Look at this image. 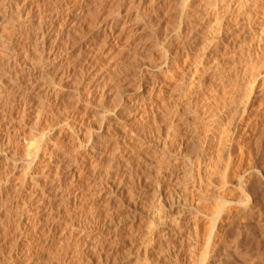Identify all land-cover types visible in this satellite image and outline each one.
I'll use <instances>...</instances> for the list:
<instances>
[{"label":"rangeland","instance_id":"rangeland-1","mask_svg":"<svg viewBox=\"0 0 264 264\" xmlns=\"http://www.w3.org/2000/svg\"><path fill=\"white\" fill-rule=\"evenodd\" d=\"M44 1H38L41 4L40 16L28 17L27 6H20L21 0H0V10L6 13L4 17L9 21V26H12L8 32L9 37L5 34L7 41L4 39L5 43L0 44V59H3L0 65L5 67L3 69L0 66V92L3 93H0V150L3 149L0 151V228L3 225L0 229V264H264V0H243L244 5L240 6H244V10L239 8L241 18H248L246 21H250L247 29L235 30L228 38L225 36L217 48L205 51L200 47L202 39L190 34L193 26L195 27L193 19L199 9L196 5L201 1L189 0V4L186 3L188 6L185 5L184 10L188 14L186 13L187 18L184 17L185 22L182 20V23L178 17H181L183 0H131L134 4L125 1L127 3L123 8L128 13L123 9L124 15L120 16L122 19L119 17L116 26L108 32L104 22L116 16L114 9L117 1L66 0L68 6H74L69 15L75 21L71 24L64 21L67 16L65 13L69 12L64 8L66 12L61 9L51 15V19L46 21L49 24L44 29L50 33L52 31L51 36L55 34L52 40L60 35V41L55 46L59 49L54 55H62L57 59V63L62 64L61 75L67 69L75 74L61 79L62 81L59 80L61 75L59 78L57 75L56 82H59L52 89L39 91L36 90L37 84L27 80V76L33 71L30 70L31 66L25 65V60L29 59L25 58L29 57L28 51L34 48V44L39 42L41 32L36 33V29L40 27L38 21L48 16L52 8L53 0ZM179 2L181 6H178ZM132 7L134 10H131ZM233 8L236 9L237 6L233 5ZM93 12H97V15ZM34 24L39 27L34 26V29ZM74 31L77 32L76 35ZM165 32L169 33L171 45V53L166 62L158 56L160 50H163ZM181 33L183 34L180 35ZM72 42L75 44L71 49ZM91 47H94L93 50ZM178 47L182 52L176 50ZM2 52L5 54L2 55ZM78 53L83 56L75 61ZM200 56L205 58L200 59ZM55 62L52 64H57ZM132 62L135 64L132 65ZM7 69H10L9 72H6ZM2 70H6V74L3 75ZM35 73L38 74L36 70ZM73 83L76 89L72 88ZM96 84L100 85L97 86L98 92L90 88ZM9 92H12V96ZM8 97H11L10 101ZM101 112L102 115L107 112L106 116L101 117ZM121 112H126L127 116L120 118ZM32 134H35L34 137ZM51 153L58 159L55 158L57 162L52 164L50 175L45 170L44 160L52 156ZM35 154H38V160L32 162L31 157ZM27 155H30L29 158ZM80 164H85L86 169L88 168L87 173L84 171V177L93 184L90 185L92 188L87 186L88 190L85 182L78 184L72 174L73 171H81V167L78 168ZM257 174L258 176H254ZM21 175L24 178H20ZM21 182L26 185L18 188ZM246 185L247 188H244ZM83 187H86V192L81 191ZM33 189L38 191L33 194ZM53 204L57 205L54 207ZM40 207L42 208L39 209ZM153 211L159 214V223H153L156 224L153 232H148L152 228L149 214ZM15 213L19 218H16ZM248 225L251 227L248 228ZM147 233L154 234L153 244L144 246L147 241L141 239ZM241 252L245 254H240Z\"/></svg>","mask_w":264,"mask_h":264},{"label":"bare ground","instance_id":"bare-ground-1","mask_svg":"<svg viewBox=\"0 0 264 264\" xmlns=\"http://www.w3.org/2000/svg\"><path fill=\"white\" fill-rule=\"evenodd\" d=\"M11 1V0H10ZM14 1V0H13ZM20 1V0H19ZM39 0H21V2H20V6H22V7H24V5H26L27 6V10H28V12H27V15H28V17H32V16H37V15H39L40 16V14H41V11L39 10V2H38ZM44 1V0H43ZM96 1V0H95ZM94 1V2H95ZM100 1V0H99ZM98 1V2H99ZM102 1V0H101ZM115 1H117L118 3L116 4V6H115V9H114V12L116 13V16L114 15V17H113V19L112 20H110V21H107L106 20V22H104V26H106L105 27V30H108V32H109V30H111L114 26H116V23L119 21L118 19H119V17L121 16V14L122 15H124L123 14V9H126V8H123L124 7V4L125 3H127V2H125V1H131V0H115ZM134 1V0H133ZM139 1V0H138ZM198 1H201L199 4L197 3V5L196 6H199V7H197V8H199L198 9V12L196 13V15H195V19H193V23L195 22V27L193 26V28L191 29V31L190 30H188L187 29V31H190L191 33L190 34H192L193 33V35H194V37H199V39H202V41H201V43H200V47L202 48V50L203 51H205V50H207L208 48H212V47H216L217 48V46H218V44L220 43V42H222L223 40H224V38H225V36L228 38V36H231L232 35V33L235 31V30H237V29H239V30H241V31H243L244 29H247V27L249 26V23L248 22H250V21H246L248 18H246V20H244L243 18H241L242 17V13L240 12V8L239 7H242L243 9L242 10H244V6H240V4L242 5L243 3H242V1L243 0H198ZM240 1V2H239ZM8 2V1H7ZM91 2V1H90ZM107 2L108 1H106V4H107ZM132 2V1H131ZM130 2V3H131ZM140 2V1H139ZM138 2V3H139ZM142 2H144V1H142ZM168 2V1H167ZM170 2H172V1H170ZM169 2V3H170ZM175 2V1H174ZM188 2V4H189V0H183L181 3H183L182 4V7H180V10H181V8L183 9V10H181V17H178L179 19H180V23H182L183 21H184V19L185 18H187V12L188 11H185L184 9V7H185V5H186V7L188 6L186 3ZM192 2H193V0H192ZM203 2H206L205 4L203 3ZM251 2V1H250ZM253 2V1H252ZM256 2V1H255ZM19 3V2H18ZM42 3V2H41ZM44 3H45V1H44ZM67 3V1L66 0H53V4H52V8H50V11L48 12V16H46V17H42L43 19H41V20H39L38 21V25L40 26H38L37 24L35 25H33V28H34V26H38L39 28H34V29H36V33H37V31H39V32H41L40 34H41V36L39 37V39H38V41L39 42H35L36 44H34V48L31 50V51H28V52H30V54L28 55L29 57H27L26 56V58L25 59H27V58H29L27 61L25 60V65L26 66H31V71H33L32 72V74L31 73H29V71H28V73H29V75L27 76L28 77V79L27 80H29V81H31L32 83H34V84H37L38 85V88H36V90L38 89H44V90H47V89H52V87H53V85H55V83L57 84L58 82H56L57 80V78H56V76L58 75V78H59V76L61 75V72H60V70H62L61 69V67H62V64H59V63H57V59H59V57H60V53H58L59 55H54V52L55 51H57V49H59V48H56L55 46H56V44L60 41V35L59 36H57V37H55V39H53L52 40V37L55 35H53V36H51L50 34L52 33V31H51V33H50V31H47L46 29H44L46 26H47V23L48 22H46L47 20H50L51 18V15L52 14H54V13H58V11L59 10H61V9H66L67 10V14L65 13V15H67L66 17H65V19H64V21H66L67 23H68V21L70 22V24L72 23V22H74L75 20L74 19H72V17H71V15H69V13H72V9H74V6H73V8L71 7V6H68V4H66ZM70 3V2H69ZM74 3V2H73ZM79 3V2H78ZM81 3V2H80ZM83 3V2H82ZM97 3V2H96ZM95 3V4H96ZM137 3V5L139 6V4ZM196 3V2H195ZM246 3V2H245ZM254 3V2H253ZM23 4V5H22ZM48 4V3H47ZM75 4V3H74ZM88 4V3H87ZM92 4H93V2H92ZM104 4V3H103ZM132 4H134L133 2H132ZM141 4V3H140ZM150 4V3H149ZM148 4V5H149ZM171 4V3H170ZM176 4V3H175ZM175 4H174V6H175ZM249 4V3H248ZM41 5V4H40ZM70 5V4H69ZM71 5H72V3H71ZM84 5V4H83ZM90 5V4H89ZM112 5V4H111ZM130 5V4H129ZM168 5V4H167ZM205 5V6H204ZM233 5L235 6H237V8L235 9V8H233ZM244 5V4H243ZM19 6V7H20ZM51 6V5H50ZM67 6V7H66ZM80 6V5H79ZM102 6V5H101ZM135 6V5H134ZM178 6H181L180 5V2H179V4H178ZM195 6V5H194ZM193 6V7H194ZM201 6L203 7V9H201L200 10V8H201ZM250 6V5H249ZM262 6V5H261ZM78 7V6H77ZM84 7V6H83ZM89 7V6H88ZM99 7H100V3H99ZM127 8H130V6L128 7V6H126ZM136 7V6H135ZM134 7V8H135ZM245 7H247V6H245ZM258 7V6H257ZM257 7H254V8H257ZM262 7H264V6H262ZM12 8V7H11ZM47 8V7H46ZM96 8H98L97 6H96ZM110 8H111V6H110ZM167 8V7H166ZM173 8V7H172ZM179 8V7H178ZM196 8V9H197ZM3 9H5V8H3ZM15 9V8H14ZM49 9V8H48ZM64 9V10H65ZM94 9V8H93ZM102 9V8H101ZM105 9V8H104ZM106 9H108V8H106ZM105 9V10H106ZM113 9H111L112 11H113ZM138 9V8H137ZM169 9V8H168ZM177 9V8H176ZM191 9H192V7H191ZM264 9V8H263ZM263 9H261V10H263ZM2 10V9H1ZM0 10V44H3V43H5L4 42V37H5V34H6V36H8L9 37V34H8V32L12 29V28H10V27H12L11 25L9 26V23H7V22H9V21H7V19H5V17H4V15L6 14V13H4V11H1ZM11 10V9H10ZM9 10V11H10ZM39 10V11H38ZM47 10V9H46ZM63 10V11H64ZM66 10H65V12H66ZM78 10V9H77ZM83 10V9H82ZM103 10V9H102ZM105 10H104V12H105ZM110 10V9H109ZM109 10H108V12H109ZM131 10H134L133 9V7L131 8ZM147 10V9H146ZM179 9H177L176 11H178ZM186 10H187V8H186ZM247 10H248V8H247ZM15 11V10H14ZM17 11H18V9H17ZM25 11V10H24ZM80 11V10H79ZM84 11V10H83ZM95 11H97V10H95ZM99 11V10H98ZM111 11V12H112ZM129 11H130V9H129ZM197 11V10H196ZM252 11V10H251ZM11 12V11H10ZM82 12V11H81ZM87 12V11H86ZM92 12V11H91ZM113 12V13H114ZM126 12L128 13V11H127V9H126ZM168 12V11H167ZM172 12H173V10H172ZM179 12V11H178ZM256 12V11H255ZM16 13V12H15ZM20 13V12H19ZM94 13V12H93ZM95 13H97V12H95ZM95 13H94V15H95ZM105 13H107V12H105ZM131 13V12H130ZM141 13V12H140ZM144 13V12H143ZM155 13V12H154ZM187 13V14H186ZM61 14V13H60ZM63 14V13H62ZM74 14H76V13H74ZM98 14H99V12H98ZM135 14H136V12H135ZM169 14V13H168ZM174 14V13H173ZM177 14H179V13H177ZM189 14H190V12H189ZM192 14V13H191ZM190 14V15H191ZM243 14H245V13H243ZM249 14V13H248ZM263 14H264V11H263ZM10 15V14H9ZM82 15V14H81ZM91 15V14H90ZM97 15V14H96ZM95 15V16H96ZM108 15H110V14H108ZM125 15H127L128 16V14H125ZM140 15V14H139ZM175 15V14H174ZM194 15V14H193ZM20 16V15H19ZM22 16V15H21ZM88 16H89V14H88ZM112 16H113V14H112ZM136 16V15H135ZM137 16H138V14H137ZM136 16V17H137ZM147 16V15H146ZM145 16V17H146ZM151 16V15H150ZM160 16V15H159ZM245 16V15H244ZM243 16V17H244ZM248 16V15H247ZM11 17V16H10ZM27 17V18H28ZM38 17V16H37ZM74 17V16H73ZM90 17V16H89ZM91 17H92V15H91ZM90 17V18H91ZM106 17H109V16H106ZM122 17V16H121ZM120 17V18H121ZM124 17V16H123ZM139 17V16H138ZM185 17V18H184ZM190 17V16H189ZM17 18V17H16ZM22 18H24V17H22ZM21 18V19H22ZM26 18V17H25ZM24 18V19H25ZM35 18V17H34ZM33 18V19H34ZM77 18H79V17H77ZM94 18V17H93ZM104 18V17H103ZM102 18V19H103ZM150 18V17H149ZM178 18L176 17L175 18V16H174V19H177L178 20ZM184 18V19H183ZM1 19L3 20V21H1ZM81 19V18H80ZM86 19V18H85ZM89 18H87V20H88ZM122 19V18H121ZM120 19V20H121ZM128 19V18H127ZM156 19V18H155ZM163 19H165V18H163ZM173 19V20H174ZM189 19H191V17L189 18ZM252 19V18H251ZM254 19V18H253ZM19 20H20V18H19ZM18 20V21H19ZM29 20H31V18L29 19ZM91 20V19H90ZM94 20V19H93ZM96 21H97V19H95ZM94 20V21H95ZM135 20V19H134ZM137 20H138V18H137ZM136 20V21H137ZM183 20V21H182ZM186 20H188V19H186ZM249 20H250V18H249ZM11 21V20H10ZM22 21V20H21ZM24 21H26V20H24ZM33 21V20H32ZM63 21V20H62ZM100 21V20H99ZM102 21H104V19L102 20ZM125 21V20H124ZM150 21H152L151 20V18H150ZM166 21V20H165ZM175 21V20H174ZM259 21V20H258ZM262 21V20H261ZM13 22H14V20H13ZM15 22H16V19H15ZM121 22V21H120ZM130 22V21H129ZM146 22V21H145ZM176 22V21H175ZM178 22H179V20H178ZM185 22V21H184ZM257 22V21H256ZM21 22H19V24H20ZM23 23V22H22ZM34 23V22H33ZM51 23V22H50ZM56 23V22H55ZM55 23H53V24H55ZM64 23V22H63ZM123 23H125V22H123ZM127 23V22H126ZM134 23V22H133ZM137 23V22H136ZM139 23V22H138ZM150 23H152V22H149V24ZM168 23V22H167ZM172 23H173V21H172ZM171 22H170V24H172ZM190 23V22H189ZM264 23V22H263ZM24 24V23H23ZM30 24V23H29ZM28 24V25H29ZM31 24H32V22H31ZM49 24V23H48ZM69 24V23H68ZM75 24V23H74ZM78 24V23H77ZM143 24V23H142ZM148 24V23H147ZM177 24V23H176ZM186 24H188V23H186ZM246 24V25H245ZM252 24V23H251ZM18 25V24H17ZM25 25V24H24ZM51 25V24H50ZM50 25H48V26H50ZM127 25V24H126ZM126 25H124V26H126ZM129 25V24H128ZM152 25V24H151ZM150 25V26H151ZM166 25V24H165ZM175 25V24H174ZM174 25H173V27H174ZM192 25V24H191ZM244 25L246 26V27H244ZM263 25V24H262ZM16 26V25H15ZM57 26V25H56ZM77 26V25H76ZM144 26V25H143ZM142 26V27H143ZM149 25H148V27H150ZM171 26V25H170ZM182 26V25H181ZM181 26H180V28H181ZM251 26V25H250ZM30 27H31V25H30ZM58 27V26H57ZM68 27V26H67ZM87 27V26H86ZM178 27V26H177ZM20 28V27H19ZM28 28H29V26H28ZM50 28H51V26H50ZM69 28H70V26H69ZM74 28V27H73ZM80 28V27H79ZM78 28V29H79ZM94 28V27H93ZM93 28H92V30H93ZM121 28H123V27H121ZM144 28V27H143ZM145 28H147V27H145ZM153 28H155V27H153ZM168 28H169V26H168ZM171 28V27H170ZM175 28V27H174ZM180 28H179V30H180ZM182 28H184V26L182 27ZM187 28V27H186ZM16 29V28H15ZM25 29V28H24ZM44 29V30H43ZM48 30H51V29H49V27L47 28ZM61 29V28H60ZM87 29V28H86ZM100 29V28H99ZM252 29H254V28H252ZM26 30V29H25ZM30 30H32V29H30ZM62 30H64V29H62ZM61 30V31H62ZM74 30V29H73ZM75 30H77V28L75 29ZM168 30V29H167ZM182 30V29H181ZM238 30V31H239ZM13 31V30H12ZM29 31V30H28ZM54 31H55V28H54ZM65 31V30H64ZM79 31V30H78ZM80 31H81V28H80ZM89 31V30H88ZM87 31V32H88ZM91 31V30H90ZM146 31V30H145ZM171 31V30H170ZM169 31V32H170ZM186 31V30H185ZM185 31H184V33H185ZM187 31H186V33H187ZM249 31V30H248ZM30 32V31H29ZM35 32V31H34ZM56 32V31H55ZM57 32H59V31H57ZM75 33V35H76V31H74ZM83 32V31H82ZM104 32V31H103ZM144 32V31H143ZM156 32H158V31H156ZM20 33V32H19ZM64 33V32H63ZM81 33V32H80ZM90 33V32H89ZM115 33V32H114ZM180 33V31H178L177 32V34H179ZM244 33V32H243ZM247 33V32H246ZM263 33V32H262ZM57 34V33H56ZM65 34H67V33H65ZM70 34V33H69ZM103 33H101V35H102ZM154 34V33H153ZM158 34V33H157ZM165 35H164V43H163V50H160L161 52L159 53V59L162 57V59H164V62H166L167 61V59H168V55H169V53H171V52H169L170 51V36H169V33L168 32H165L164 33ZM183 33H181L180 35H182ZM225 34V35H224ZM234 34V33H233ZM12 35V34H11ZM10 35V37L11 38H13V36H11ZM22 35H24V34H22ZM82 35H83V33H82ZM85 35V34H84ZM150 35H151V33H150ZM187 35V34H186ZM248 35V34H247ZM32 36V35H31ZM103 36H104V34H103ZM119 36H120V34H119ZM163 36V35H162ZM173 36V35H172ZM175 36V35H174ZM188 36V35H187ZM191 36V35H190ZM7 37V38H8ZM25 37H27V36H25ZM24 37V38H25ZM34 37V36H33ZM69 37V36H68ZM97 37V36H96ZM105 37V36H104ZM114 37V36H113ZM179 37V36H178ZM182 37H184V36H182ZM250 37V36H249ZM259 37V36H258ZM257 37V38H258ZM36 38V37H35ZM38 38V37H37ZM54 38V37H53ZM72 38V37H71ZM73 38H74V36H73ZM80 38V37H79ZM83 38V37H82ZM101 38V37H100ZM109 37H107V39H108ZM130 38V37H129ZM192 38V37H191ZM226 38V39H227ZM229 38H231V37H229ZM241 38V37H240ZM245 38V37H244ZM243 38V39H244ZM70 39V38H69ZM77 39H78V37H77ZM105 39H106V37H105ZM6 41H7V39H5ZM28 40V39H27ZM64 40V39H63ZM68 40V39H67ZM71 40H73V39H71ZM87 40V39H86ZM172 40V39H171ZM182 40V39H181ZM229 40V39H228ZM228 40H226V41H228ZM231 40V39H230ZM10 41V40H9ZM20 41V40H19ZM80 41V40H79ZM104 41V40H103ZM141 41V40H140ZM185 41V40H184ZM186 41H188V40H186ZM190 41V40H189ZM232 41H234V40H232ZM11 42V41H10ZM52 42L54 43V44H52ZM66 42V41H65ZM100 42V41H99ZM107 42V41H106ZM154 42V41H153ZM225 42V41H224ZM229 42V41H228ZM9 43V42H8ZM26 43V42H25ZM31 43V42H30ZM81 43V42H80ZM89 43V42H88ZM103 43V42H102ZM104 43H105V41H104ZM132 43V42H131ZM151 43V42H150ZM189 43V42H188ZM198 43V42H197ZM247 43V42H246ZM60 44V43H59ZM58 44V45H59ZM66 44V43H65ZM75 44V43H74ZM74 44H73V42L71 43V49H72V47H74ZM101 44V43H100ZM100 44H98V46L100 45ZM106 44V43H105ZM113 44V43H112ZM153 44V43H152ZM221 44V43H220ZM219 44V45H220ZM5 45V44H4ZM11 45V44H10ZM24 45V44H23ZM73 45V46H72ZM76 45H79V43L77 44V42H76ZM84 45H85V43H84ZM153 45H155V44H153ZM158 45V44H157ZM199 45V44H198ZM245 45V44H244ZM13 46V45H12ZM60 46V45H59ZM80 46V45H79ZM95 46H97V45H95ZM104 46V45H103ZM150 46V45H149ZM156 46V45H155ZM258 46V45H257ZM1 47H3V46H1ZM29 47V46H28ZM55 47V49L53 50V48ZM78 47V46H77ZM114 47V46H113ZM162 47V46H161ZM250 47H251V44H250ZM258 47H260V46H258ZM257 47V48H258ZM10 48H12V47H10ZM21 48V47H20ZM62 48V47H61ZM92 48V50H93V48L94 47H91ZM99 48H100V46H99ZM155 48V47H154ZM159 48V47H158ZM257 48H255V49H257ZM261 48V47H260ZM4 49V48H3ZM5 49H7V48H5ZM81 49V48H80ZM102 49H104V48H102ZM122 49H124V48H122ZM132 49V48H131ZM155 49H157V46H156V48ZM160 49V48H159ZM179 50V47L178 48H176V50ZM186 49V48H185ZM19 50V49H18ZM22 50V49H21ZM24 50V49H23ZM29 50V49H28ZM67 49L65 48V51H66ZM74 50V49H73ZM158 50V49H157ZM183 50V49H182ZM188 50V49H187ZM192 50V49H191ZM259 50V49H258ZM257 50V51H258ZM6 51V50H5ZM8 51V50H7ZM70 51V50H69ZM91 51V50H90ZM98 51V50H97ZM126 51H128L127 49H126ZM181 50H179V52H180ZM184 51V50H183ZM68 52V51H67ZM77 52V51H76ZM95 52V51H94ZM123 52H124V50H123ZM158 52V51H157ZM182 52V51H181ZM248 52H250V51H248ZM262 52V51H261ZM3 53L5 54V52H2V55H3ZM11 53V52H10ZM15 53V52H14ZM20 53V52H19ZM65 53V52H64ZM92 53V52H91ZM101 53V52H100ZM151 53V52H150ZM178 53V52H177ZM247 53V52H246ZM12 54V53H11ZM63 54V53H62ZM90 54V53H89ZM161 54V55H160ZM179 54H181V53H179ZM183 54V53H182ZM249 54H251V53H249ZM257 54V53H256ZM1 55V54H0ZM14 55V54H13ZM18 55V54H17ZM27 55V54H26ZM205 55V54H204ZM10 56V55H9ZM25 56V55H24ZM66 56V55H65ZM74 56V55H73ZM82 56H83V54H81V53H78V58H76V59H74L75 61H78V60H80L81 58H82ZM95 56V55H94ZM149 56V55H148ZM153 56H154V54H153ZM176 56V55H175ZM199 56V55H198ZM248 56V55H247ZM4 57V56H3ZM2 57V58H3ZM15 57H16V55H15ZM61 57H62V55H61ZM75 57H77V56H75ZM86 57V56H85ZM183 57V56H182ZM216 57H217V55H216ZM245 57V56H244ZM248 57H250V56H248ZM1 58V57H0ZM11 58V57H10ZM74 58V57H73ZM84 58V57H83ZM100 58V57H99ZM136 58H137V56H136ZM151 58V57H150ZM203 58H205L204 56H200V59H203ZM257 58V57H256ZM67 60H70V59H68V58H66ZM92 59V58H91ZM140 59V58H139ZM188 59V58H187ZM186 59V60H187ZM189 59H191V58H189ZM198 59V58H197ZM196 59V60H197ZM217 59V58H216ZM2 60L3 59H0V63L2 62ZM14 60H16V59H14ZM55 60H56V62H55ZM71 60H72V58H71ZM87 60V59H86ZM113 60V59H112ZM123 60V59H122ZM55 62V63H57V64H52V62ZM90 61V60H89ZM95 61V60H94ZM97 61V60H96ZM132 61V60H131ZM178 61V60H177ZM5 62V61H4ZM24 62V61H23ZM49 62H51L50 64H48ZM64 62H66V60L64 61ZM81 62V61H80ZM93 62V61H92ZM137 62V61H136ZM153 62V61H152ZM187 62V61H186ZM185 62V63H186ZM201 62V61H200ZM83 63H84V61H83ZM83 63H82V65H83ZM85 63H86V61H85ZM130 63V62H129ZM162 63V62H161ZM69 64H70V62H69ZM97 64V63H96ZM100 64V63H99ZM133 64H135V62L133 63L132 62V65ZM137 64V63H136ZM159 64V63H158ZM169 64V63H168ZM192 64H194V63H192ZM196 64V63H195ZM71 65V64H70ZM92 65V64H91ZM123 65V64H122ZM129 65V64H128ZM138 65V64H137ZM161 65V64H160ZM163 65V64H162ZM0 66H2L1 68H3L4 67V65H0ZM22 66V65H21ZM74 66V65H73ZM80 66V65H79ZM135 66V65H134ZM170 66V65H169ZM193 66V65H192ZM192 66H190L191 68H192ZM19 67V66H18ZM23 67V66H22ZM66 67V66H65ZM125 67V66H124ZM8 68V67H7ZM10 68H11V66H10ZM82 68H83V66H82ZM94 68V67H93ZM3 69H5V67L3 68ZM92 69V68H91ZM157 69V68H156ZM187 69V68H186ZM1 70V69H0ZM8 70H10V69H7V71L6 72H9ZM35 70L38 72V74L37 73H35ZM69 69H67V71H64L63 72V74L60 76V78H59V80L60 81H62L61 79H63V78H68V77H71L72 75H74L75 73L74 72H71V70L70 71H68ZM74 70V69H73ZM131 70V69H130ZM246 70V69H245ZM2 71H4V70H2ZM5 71L4 72H2V74L4 75V73H5ZM14 72L15 71H17V70H13ZM63 71V70H62ZM75 71V70H74ZM1 72V71H0ZM20 72V71H19ZM77 72V71H76ZM88 72V71H87ZM97 72V71H96ZM99 72V71H98ZM113 72V71H112ZM169 72H171V71H169ZM17 73V72H16ZM21 73H22V71H21ZM21 73H19V74H21ZM25 74L27 73V71H25L24 72ZM78 73V72H77ZM135 73V72H134ZM190 73V72H189ZM6 74V73H5ZM79 74H81V73H79ZM79 74H77V75H79ZM83 75H84V73H82ZM112 74V73H111ZM114 74V73H113ZM172 74V73H171ZM7 75H9V73L7 74ZM18 75V74H17ZM1 76V75H0ZM107 76V75H106ZM147 76V75H146ZM192 76V75H191ZM4 77V76H3ZM10 77H12V75L10 76ZM95 77V76H94ZM193 77V76H192ZM1 78H2V76L0 77V80H1ZM16 78V77H15ZM19 78V77H18ZM26 78V77H25ZM93 78V77H92ZM103 78V77H102ZM5 79H7V78H5ZM4 79V80H5ZM13 79V78H12ZM108 79V78H107ZM118 79V78H117ZM157 79V78H156ZM14 80V79H13ZM12 80V81H13ZM17 80V79H16ZM15 80V81H16ZM22 80V79H21ZM102 80V79H101ZM112 80V79H111ZM143 80V79H142ZM192 80V79H191ZM3 81V80H2ZM7 81V80H6ZM28 81V82H29ZM90 81V80H89ZM103 81H105V80H103ZM152 81V80H151ZM148 82V81H147ZM2 83V82H1ZM7 83V82H6ZM5 83V84H6ZM26 83V82H25ZM31 83V84H32ZM61 83V82H60ZM71 83V82H70ZM153 83V82H152ZM8 84V83H7ZM10 84V83H9ZM16 84V83H15ZM27 84V83H26ZM30 84V83H29ZM196 84V83H195ZM12 85V84H11ZM36 85V86H37ZM73 85H74V83L72 84V88L73 89H76V88H74L73 87ZM79 85V84H78ZM77 85V86H78ZM153 85V84H152ZM151 85V86H152ZM199 85V84H198ZM3 86V85H2ZM68 86V85H67ZM82 86H84V85H82ZM89 86V85H88ZM97 86H100L99 84H96V85H91V90L92 89H96V91L98 90V88H97ZM145 86V85H144ZM148 86V85H147ZM146 86V87H147ZM155 86H156V84H155ZM6 87H9V86H6ZM32 87H34V86H32ZM64 87V86H63ZM76 87V86H75ZM79 87V86H78ZM114 87V86H113ZM152 87H154V86H152ZM152 87H151V89H152ZM1 88H3V87H1ZM71 88V89H72ZM88 88V87H87ZM89 88V89H90ZM6 89V88H5ZM4 89V90H5ZM56 89V88H55ZM54 89V90H55ZM65 89V88H64ZM9 90H10V88H9ZM12 90V89H11ZM15 90H16V88H15ZM35 90V89H34ZM78 90V89H77ZM90 90V91H91ZM93 90V91H94ZM29 91H31V90H29ZM39 91H41V90H39ZM52 91V90H51ZM80 91H81V89H80ZM89 91V90H88ZM149 91V90H148ZM154 91V90H153ZM185 91V90H184ZM26 92V91H25ZM63 92V91H62ZM69 92H71V91H69ZM74 92V91H73ZM98 92V91H97ZM149 92H151V91H149ZM1 93V92H0ZM5 93V92H4ZM10 93V95H11V93L12 92H9ZM22 93H23V91H22ZM49 93V92H48ZM92 93V92H91ZM1 94H3V93H1ZM0 94V95H1ZM17 94V93H16ZM57 94H58V92H57ZM56 94V95H57ZM62 95H63V93H61ZM72 94V93H71ZM74 94V93H73ZM78 94V93H77ZM102 94V93H101ZM115 94H117V93H115ZM146 94V93H145ZM144 94V95H145ZM185 94H186V92H185ZM9 95V94H8ZM70 95V94H69ZM95 95V94H94ZM151 95V94H150ZM161 95V94H160ZM182 95V94H181ZM5 96V95H4ZM12 96V95H11ZM14 96V95H13ZM23 96H24V94H23ZM22 96V97H23ZM40 96H42V95H40ZM40 96H38V97H40ZM45 96H46V93H45ZM78 96V95H77ZM83 96V95H82ZM89 98H90V96H89V94L87 95ZM183 96H184V94H183ZM186 96V95H185ZM7 97V96H6ZM6 97H5V99H6ZM27 97V96H26ZM31 97V96H30ZM43 97H44V95H43ZM68 97V96H67ZM71 97V96H70ZM75 97V96H74ZM87 97V98H88ZM9 98V97H8ZM8 98H7V100H8ZM23 98H25V97H23ZM71 98H73V97H71ZM83 98V97H82ZM118 98H121L120 96H118ZM181 99H182V97H180ZM2 99V98H1ZM4 99V100H5ZM10 99H11V97L9 98V101H10ZM14 99H15V97H14ZM14 99H13V101H14ZM27 99V98H26ZM34 99V98H33ZM41 99H42V97H41ZM40 99V100H41ZM44 99H46L45 97H44ZM47 99H49V98H47ZM112 99V98H111ZM31 100V99H30ZM39 100V99H38ZM53 100H54V97H53ZM70 100V99H69ZM74 100V99H73ZM84 100V99H83ZM37 101V100H36ZM47 102H48V100H46ZM51 101V100H50ZM49 101V102H50ZM71 101V100H70ZM88 101V100H87ZM112 101V100H111ZM118 101V100H117ZM120 101V100H119ZM126 101V100H125ZM40 102V101H39ZM54 102V101H53ZM84 102H85V100H84ZM83 102V103H84ZM115 102V101H114ZM113 102V103H114ZM1 103V102H0ZM5 103V102H4ZM7 103V102H6ZM15 103V102H14ZM34 103V102H33ZM59 103V102H58ZM66 103V102H65ZM64 103V104H65ZM78 103V102H77ZM97 103V102H96ZM107 103V102H106ZM32 104V103H31ZM43 104V103H42ZM41 104V107L44 105H42ZM51 104V103H50ZM91 104V103H90ZM95 104V103H94ZM102 104V103H101ZM109 104V103H108ZM130 104V103H129ZM12 105V104H11ZM10 105V106H11ZM14 105V104H13ZM16 105V104H15ZM24 105V104H23ZM38 106H40L39 104H37ZM66 105V104H65ZM64 105V106H65ZM69 105V104H68ZM67 105V106H68ZM93 105V104H92ZM112 105V104H111ZM117 105V104H116ZM36 106V105H35ZM63 106V107H64ZM72 106V104L70 105V107ZM75 106V105H74ZM107 106V105H106ZM110 106V105H109ZM113 106V105H112ZM130 106V105H129ZM12 107V106H11ZM14 107V106H13ZM16 107V106H15ZM31 107V106H30ZM44 107V106H43ZM104 107V106H103ZM114 107V106H113ZM47 108H48V106H47ZM99 108V107H98ZM123 108V107H122ZM23 109V108H22ZM77 109V108H76ZM82 109V108H81ZM100 109V108H99ZM106 109V108H105ZM109 109V108H108ZM34 110V109H33ZM36 110V109H35ZM40 110H42V109H40ZM83 110V109H82ZM104 110V109H103ZM131 110V109H130ZM170 110V109H169ZM178 110V109H177ZM29 111V110H28ZM32 111V110H31ZM44 111H46L47 112V110H44ZM55 111V110H54ZM174 111H175V109H174ZM45 112V113H46ZM49 112V111H48ZM47 112V113H48ZM56 112V111H55ZM87 112V111H86ZM172 112V111H171ZM8 113V112H7ZM17 113V112H16ZM43 113V112H42ZM51 113V112H50ZM88 113V112H87ZM98 113V112H97ZM123 113H125V114H122V112H121V117L120 118H123V117H126L127 116V114H126V112H123ZM84 114V113H83ZM106 114H107V112H105L103 115H102V112H101V117H104V116H106ZM120 114V113H119ZM175 114V113H174ZM43 115V114H42ZM51 115V114H50ZM54 115H56V114H54ZM69 115V114H68ZM89 115V114H88ZM87 115V116H88ZM166 115H168V114H166ZM61 116V115H60ZM59 116V117H60ZM80 116V115H79ZM128 116H130V115H128ZM23 117V116H22ZM89 117V116H88ZM250 117V116H249ZM99 118H100V116H99ZM119 118V119H120ZM169 118V117H168ZM236 118V117H235ZM78 119V118H77ZM98 119V118H97ZM105 119V118H104ZM170 119V118H169ZM172 119V118H171ZM170 119V120H171ZM179 119V118H178ZM37 120V119H36ZM121 120V119H120ZM167 120V119H166ZM166 120H164V121H166ZM102 121V120H101ZM101 121H100V123H101ZM168 121V120H167ZM173 121V120H172ZM182 121V120H181ZM231 121V120H230ZM32 122H33V120H32ZM31 122V123H32ZM39 121L37 120V123H38ZM96 122V121H95ZM175 122V121H174ZM20 123V122H19ZM34 123V122H33ZM37 123H36V125H37ZM85 123V122H84ZM111 124V123H110ZM167 124H168V122H167ZM170 124H171V122H170ZM241 124H243V123H241ZM35 125V124H34ZM96 125H97V123H96ZM172 125H174V124H172ZM245 125V124H244ZM48 126V125H47ZM234 126V125H233ZM243 126V125H242ZM247 126V125H246ZM35 127H37V126H35ZM172 126H170V128H171ZM174 127V126H173ZM51 128V127H50ZM109 128V127H108ZM117 128V127H116ZM115 128V129H116ZM169 128V127H168ZM47 129V128H46ZM118 129H124V128H118ZM75 130V129H74ZM80 131V130H79ZM187 131V130H186ZM237 131V130H236ZM242 131V130H241ZM177 132V131H176ZM175 132V133H176ZM9 133V132H8ZM57 133V132H56ZM77 133V132H76ZM88 133V132H87ZM240 133V132H239ZM17 134V133H16ZM15 134V135H16ZM59 134V133H58ZM94 134V133H93ZM233 134V133H232ZM248 134V133H247ZM263 135H264V133H262ZM5 135V134H4ZM28 135H31V134H28ZM33 135V134H32ZM35 135V134H34ZM34 135H33V137H34ZM95 136V135H94ZM2 137V136H1ZM37 137H39L38 135H37ZM41 137H43V136H41ZM93 137V136H92ZM11 138V137H10ZM18 138H20V137H18ZM25 138V137H24ZM30 138H31V136H30ZM30 138H28V139H30ZM50 138V137H49ZM76 138V137H75ZM86 138H88V137H86ZM96 138V137H95ZM7 140H8V138H6ZM62 139V138H61ZM85 139V138H84ZM108 139V138H107ZM259 139V138H258ZM1 140V139H0ZM3 140V139H2ZM6 140V141H7ZM37 140V139H36ZM48 140V139H47ZM47 140H46V143H48L47 142ZM115 140V139H114ZM9 141V140H8ZM20 141V140H19ZM29 141V140H28ZM59 141V140H58ZM61 141V140H60ZM73 141V140H72ZM98 141H99V139H98ZM117 141H118V139H117ZM257 141V140H256ZM35 142V141H34ZM53 142V141H52ZM6 143V142H5ZM4 143V144H5ZM21 143V142H20ZM37 143H38V141H37ZM44 143H45V141H44ZM43 143V144H44ZM121 143V142H120ZM260 143V142H259ZM258 143V144H259ZM261 143H263V142H261ZM14 144V143H13ZM35 144V143H34ZM51 144V143H50ZM109 144V143H108ZM115 144H116V142H115ZM247 144V143H246ZM1 145V144H0ZM25 145V144H24ZM33 145V144H32ZM63 145V144H62ZM2 146H3V144H2ZM8 146V145H7ZM23 146V145H22ZM26 146V145H25ZM257 146V145H256ZM35 147H36V145H35ZM44 147V146H43ZM58 147V146H57ZM76 147V146H75ZM105 147V146H104ZM70 148V147H69ZM79 148V147H78ZM11 149V148H10ZM34 149V148H33ZM77 149V148H76ZM75 149V150H76ZM92 149H94V148H92ZM121 149V148H120ZM259 149H261V148H259ZM3 150V149H2ZM2 150H0V151H2ZM47 150V149H46ZM23 151V150H22ZM33 151V150H32ZM31 151V152H32ZM67 151V150H66ZM9 152V151H8ZM26 152V151H25ZM24 152V153H25ZM56 152V151H55ZM71 152V151H70ZM28 153V152H27ZM29 153H30V151H29ZM65 153H67V152H65ZM69 153V152H68ZM72 153V152H71ZM73 153H74V151H73ZM33 154H34V152H33ZM70 154V153H69ZM78 154V153H77ZM91 154V153H90ZM112 154V153H111ZM114 154V153H113ZM260 154V153H259ZM263 154V153H262ZM22 155V154H21ZM31 155H32V153H31ZM46 155V154H45ZM49 155V154H48ZM51 155L52 156H50L49 158H47L46 157V159L44 160V162H46V167H45V170H46V172H47V174L49 173L50 174V172L49 171H51V166H52V164L53 163H55V162H57L56 160H55V156L51 153ZM72 155V154H71ZM70 155V156H71ZM95 156L97 155V154H94ZM6 156V155H5ZM14 156V155H13ZM28 156V155H27ZM30 156V155H29ZM29 156L27 157V158H29ZM69 156V155H68ZM264 156V155H263ZM12 157V156H11ZM20 157V156H19ZM84 157H85V155H84ZM101 157V156H100ZM105 157V156H104ZM261 157H262V155H261ZM13 158V157H12ZM24 158H25V156H24ZM32 159H31V161L32 162H35V161H37L38 160V154H35L34 156H32L31 157ZM89 158V157H88ZM95 158V157H94ZM134 158V157H133ZM15 159V158H14ZM20 159V158H19ZM22 159H23V157H22ZM56 159H58V158H56ZM61 159V158H60ZM68 159V158H67ZM72 159V158H71ZM74 159V158H73ZM105 159H106V157H105ZM109 159V158H108ZM29 160V159H28ZM69 160V159H68ZM88 160V159H87ZM112 160H113V158H112ZM119 160V159H118ZM122 160V159H121ZM24 161V160H23ZM43 161V160H42ZM55 161V162H54ZM72 161V160H71ZM114 161V160H113ZM262 161V160H261ZM264 161V160H263ZM1 162V161H0ZM31 162V163H32ZM43 162V163H44ZM60 162V161H59ZM58 162V163H59ZM63 162V161H62ZM73 162V161H72ZM71 162V164H73ZM111 162V161H110ZM131 162V161H130ZM61 163V162H60ZM79 163V162H78ZM40 164V163H39ZM74 164H75V162H74ZM118 164V163H117ZM132 164V163H131ZM262 164V163H261ZM14 165V164H13ZM54 165V164H53ZM77 165V164H76ZM81 165V164H80ZM105 165V164H104ZM107 165H108V163H107ZM109 165H110V163H109ZM127 165V164H126ZM21 166V165H20ZM66 166V165H65ZM64 166V167H65ZM73 166V165H72ZM90 166V165H89ZM5 167V166H4ZM15 167V166H14ZM60 167H62L61 165H60ZM71 167V166H70ZM69 167V168H70ZM79 167H81V171L80 172H74L73 170V172H72V174L74 175V178H75V181L76 182H78V184H83L84 182H85V185H86V187L88 186L89 188H92V187H90V185L92 186L93 184H92V182H89V181H87L86 179H85V177H84V174L85 173H87V170H88V168L86 169V166H85V164H83V165H81V166H78V168ZM108 167V166H107ZM107 167H106V169H107ZM124 167V166H123ZM122 167V168H123ZM53 168V167H52ZM58 168V167H57ZM68 168V167H67ZM74 168H77V167H75L74 166ZM73 168V169H74ZM128 168V167H127ZM8 169V168H7ZM11 169V168H10ZM17 169H19V168H17ZM20 169H21V167H20ZM32 169V168H31ZM80 169V168H79ZM110 169V168H109ZM117 169V168H116ZM12 170V169H11ZM78 170V169H77ZM86 170V172L84 173V171ZM90 170V169H89ZM129 170V169H128ZM14 171V170H13ZM8 172V171H7ZM42 172H44V171H42ZM41 172V173H42ZM45 172V173H46ZM10 173V172H9ZM8 173V174H9ZM44 173V174H45ZM52 173V172H51ZM91 173V172H90ZM99 173V172H98ZM131 173V172H130ZM257 173H259V172H257ZM16 174V173H15ZM47 174H45V175H47ZM97 174V173H96ZM19 175H20V173H19ZM18 175V176H19ZM51 175V174H50ZM86 175V174H85ZM94 175V174H93ZM99 175V174H98ZM127 175V174H126ZM12 176V175H11ZM22 176V175H21ZM57 176V175H56ZM55 176V177H56ZM254 176H258V174L257 175H254ZM264 176V175H263ZM46 177V176H45ZM55 177H54V179H55ZM90 177H94V176H90ZM129 177V176H128ZM20 178H24L23 176L22 177H20ZM113 178V177H112ZM133 178V177H132ZM258 178V177H257ZM49 179V178H48ZM102 179V178H101ZM2 181V180H1ZM0 181V182H1ZM51 181H53V180H51ZM51 181H50V183H49V185L51 186ZM73 181V180H72ZM5 182V181H4ZM59 182V181H58ZM227 182V181H226ZM45 183H47V182H45ZM56 183V182H55ZM70 183V182H69ZM94 183V182H93ZM21 186H19L18 188H20V187H22V186H24V185H26V184H24V182H21V183H19ZM53 184V183H52ZM99 184V183H98ZM16 185V184H15ZM97 184H94V186H96ZM100 185V184H99ZM98 185V186H99ZM242 185H244V184H242ZM248 185V184H247ZM247 185L246 186H244V188H247ZM253 185V184H252ZM2 186V185H1ZM81 186V185H80ZM79 186V187H80ZM84 186V185H83ZM98 186H96V187H98ZM101 186V185H100ZM25 187V186H24ZM59 187V186H58ZM82 187V186H81ZM86 187H83L84 189L83 190H81V191H85L86 190ZM88 187H87V190H88ZM95 187V189H97ZM1 188V187H0ZM15 188V187H14ZM17 188V187H16ZM32 188V187H31ZM254 188H256V187H254ZM22 189V188H21ZM24 189V188H23ZM35 189V188H34ZM33 189V190H34ZM78 189V188H77ZM75 190V191H78V190ZM80 189V188H79ZM82 189V188H81ZM100 189V188H99ZM251 189V188H250ZM14 190H16V189H14ZM32 190V191H33ZM43 190V189H42ZM47 190V189H46ZM254 190V189H253ZM260 190V189H259ZM7 191V190H6ZM19 191V190H18ZM38 190H34V192H32L33 194L34 193H36ZM54 191V190H53ZM95 191V190H94ZM247 191V190H246ZM258 191V190H257ZM8 192V191H7ZM11 192V191H10ZM12 192H13V189H12ZM52 192V191H51ZM50 192V193H51ZM86 192V191H85ZM262 192V191H261ZM9 193V192H8ZM7 193V194H8ZM15 193V192H14ZM16 193H19V192H16ZM22 193H23V191H22ZM31 193V194H32ZM49 193V192H48ZM49 193V194H50ZM54 193V192H53ZM95 193V192H94ZM98 193H100V191L98 192ZM97 193V194H98ZM102 193V192H101ZM253 193H254V191H253ZM256 193V192H255ZM1 194V193H0ZM214 194V193H213ZM3 195V194H2ZM12 195V194H11ZM15 195V194H14ZM44 195V194H43ZM42 195V196H43ZM55 195V194H54ZM56 195H57V193H56ZM59 195V194H58ZM57 195V196H58ZM93 195V194H92ZM99 196H100V194H98ZM224 195V194H223ZM241 195V194H240ZM239 195V196H240ZM21 196H22V194H21ZM41 196V195H40ZM39 196V197H40ZM48 196V195H47ZM50 196V195H49ZM118 196V195H117ZM256 196V195H255ZM2 197V196H1ZM6 197H8V196H6ZM46 197V196H45ZM44 197V198H45ZM59 197V196H58ZM103 197V196H102ZM27 198V197H26ZM35 198V197H34ZM36 198H38V197H36ZM47 198V197H46ZM223 198V197H222ZM225 198V197H224ZM13 199V198H12ZM39 199V198H38ZM48 199V198H47ZM46 199V200H47ZM52 199V198H51ZM54 199H56V198H54ZM59 199V198H58ZM112 199V198H111ZM159 199V198H158ZM212 199V198H211ZM241 199V198H240ZM16 200V199H15ZM41 200V199H40ZM222 200V199H221ZM235 200V199H234ZM255 200V199H254ZM260 200V199H259ZM33 201V200H32ZM31 201V202H32ZM54 201V200H53ZM120 201V200H119ZM218 201V200H217ZM216 201V202H217ZM8 202V201H7ZM10 202V201H9ZM46 202V201H45ZM159 202V201H158ZM256 202H258V201H256ZM255 202V203H256ZM263 202V201H262ZM2 203V202H1ZM15 203H16V201H15ZM39 203V202H38ZM54 203V202H53ZM259 203V202H258ZM17 204V203H16ZM49 204V203H48ZM51 204V203H50ZM1 205V204H0ZM14 205V204H13ZM36 205H38V204H36ZM41 205H42V203H41ZM40 205V206H41ZM44 205V204H43ZM47 205V204H46ZM57 205V204H56ZM55 205V206H56ZM60 205V204H59ZM254 205H256V204H254ZM53 206H54V204H53ZM54 206V207H55ZM5 207V206H4ZM11 207V206H10ZM19 207V206H18ZM242 207V206H241ZM256 207V206H255ZM42 207H40L39 209H41ZM45 208V207H44ZM57 208H60V207H57ZM157 208H158V206H157ZM244 208V207H243ZM264 208V207H263ZM252 209H253V207H252ZM256 209H257V207H256ZM7 210V209H6ZM18 210V209H17ZM20 210V209H19ZM46 210V209H45ZM49 210V209H48ZM95 210V209H94ZM157 210V209H156ZM236 210V209H235ZM5 211V210H4ZM8 211H10V210H8ZM40 212H41V210H39ZM240 211H242V210H240ZM261 211H263V209L261 210ZM44 212V211H43ZM249 212H251V211H249ZM259 212V211H258ZM9 213V212H8ZM18 213V212H17ZM17 213H15V215L17 214ZM3 214V213H2ZM7 214V213H6ZM45 214V213H44ZM50 214V213H49ZM212 214V213H211ZM252 214V213H251ZM258 214H260V213H258ZM226 215V214H225ZM230 215V214H229ZM233 215V214H232ZM40 216V215H39ZM49 216V215H48ZM259 216V215H258ZM261 216H262V214H261ZM5 217H7V215L5 216ZM47 217V216H46ZM149 217H150V224H151V226L150 227H152V228H150V230H149V227H148V232H150L151 230H152V232H153V227L156 225H154L153 223H155L156 221L158 222V220H159V214H155L154 213V211L153 212H151L150 214H149ZM237 217V216H236ZM12 218V217H11ZM15 218V217H14ZM16 218H19V216H18V214H17V217ZM245 218V217H244ZM10 219V218H9ZM8 219V220H9ZM50 219V218H49ZM48 219V220H49ZM55 219V218H54ZM53 219V220H54ZM231 219V218H230ZM234 219H235V217H234ZM246 219V218H245ZM16 220V219H15ZM39 220V219H38ZM41 220V219H40ZM115 220V219H114ZM226 220V219H225ZM231 220H233V219H231ZM230 220V221H231ZM242 220H243V218H242ZM250 220V219H249ZM253 220V219H252ZM7 221V220H6ZM8 222V221H7ZM146 222V221H145ZM247 222H248V220H247ZM21 223V222H20ZM90 223V222H89ZM159 223V222H158ZM246 223V222H245ZM248 223H251V222H248ZM262 223H264V222H262ZM262 223H260V225L262 224ZM5 224V223H4ZM10 224H11V222H10ZM14 224H15V221H14ZM33 224V223H32ZM38 224V223H37ZM40 224V223H39ZM233 224V223H232ZM243 224V223H242ZM252 224V223H251ZM257 224V223H256ZM256 224H255V228H256ZM1 225H2V222H1ZM7 225V224H6ZM11 225H13V223L11 224ZM231 225V224H230ZM229 225V226H230ZM239 225V224H238ZM17 226V225H16ZM232 226V225H231ZM244 226V225H243ZM254 226V225H253ZM2 227H3V225H2ZM1 227V228H2ZM5 227V226H4ZM21 227V226H20ZM249 227H251V226H249L248 225V228ZM0 228V229H1ZM6 228V227H5ZM11 228V227H10ZM36 228H37V226H36ZM146 228V227H145ZM243 228V227H242ZM244 228H246V227H244ZM254 228V227H253ZM254 228V229H255ZM4 229V228H3ZM247 229V228H246ZM5 230H7V229H4V231ZM147 230V229H146ZM3 231V230H2ZM1 231V232H2ZM10 231V230H9ZM16 231V230H15ZM31 231V230H30ZM250 231V230H249ZM255 231V230H254ZM257 231V230H256ZM7 232H8V230H7ZM34 232V231H33ZM261 232V231H260ZM5 233V232H4ZM20 233V232H19ZM224 233V232H223ZM263 233V232H262ZM3 234V233H2ZM33 234V233H32ZM39 234V233H38ZM101 234V233H100ZM236 234V233H235ZM1 235V234H0ZM12 235V234H11ZM25 235V234H24ZM97 235V234H96ZM153 235L154 234H150V233H147V235H145V237H143L141 240L143 241V239H146V241L147 242H145V240H144V246H146V245H148L149 243H151V244H153ZM229 235V234H228ZM231 235H233V233L231 234ZM240 235V234H239ZM10 236V235H9ZM98 236V235H97ZM226 236V235H225ZM230 236V235H229ZM228 236V238H230ZM238 236V235H237ZM155 237V236H154ZM2 238V237H1ZM4 238V237H3ZM133 238V237H132ZM218 238V237H217ZM232 238H234V239H237V238H235V237H232ZM7 239V238H6ZM87 240V239H86ZM228 240V239H227ZM230 240V239H229ZM259 240V239H258ZM31 241V240H30ZM224 241V240H223ZM232 242H233V240H231ZM239 241V240H238ZM241 241V240H240ZM257 241V240H256ZM6 242V241H5ZM23 242V241H22ZM28 242V241H27ZM37 242V241H36ZM84 242V241H83ZM101 242V241H100ZM227 242V241H226ZM4 243V242H3ZM17 243V242H16ZM15 243V244H16ZM30 243V242H29ZM239 243V242H238ZM237 243V244H238ZM241 243V242H240ZM250 243H252V242H250ZM249 243V244H250ZM20 244V243H19ZM36 244V243H35ZM88 244V243H87ZM218 244V243H217ZM220 244V243H219ZM222 244V243H221ZM228 244H230V243H228ZM24 245V244H23ZM32 245V244H31ZM68 245V244H67ZM104 245V244H103ZM239 245V244H238ZM29 246V245H28ZM94 246V245H93ZM143 246V245H142ZM150 246V245H149ZM236 246V245H235ZM264 246V245H263ZM262 246V247H263ZM15 247V246H14ZM25 247V246H24ZM36 247V246H35ZM66 247V246H65ZM81 247V246H80ZM95 247H97V246H95ZM101 247V246H100ZM217 247V246H216ZM227 247H228V245H227ZM249 247V246H248ZM75 248V247H74ZM77 248V247H76ZM102 248V247H101ZM146 248V247H145ZM226 248V247H225ZM227 249V248H226ZM233 249V248H232ZM236 249H237V247H236ZM78 250V249H77ZM99 250V249H98ZM224 250V249H223ZM240 249H238V251H239ZM30 251V250H29ZM51 251V250H50ZM92 251H93V249H92ZM226 251H228V250H226ZM234 251V250H233ZM237 251V252H238ZM248 251V250H247ZM264 251V250H263ZM3 252V251H2ZM45 252V251H44ZM77 252V251H76ZM80 252V251H79ZM101 252V251H100ZM225 252V251H224ZM230 252V251H229ZM235 252V251H234ZM245 252V251H244ZM244 252H241L240 254H242V253H244ZM27 253V252H26ZM30 253H32V252H30ZM41 253V252H40ZM54 253V252H53ZM239 253V252H238ZM248 253V252H247ZM255 253V252H254ZM79 254V253H78ZM245 254V253H244ZM28 255V254H27ZM41 255V254H40ZM107 255V254H106ZM223 255V254H222ZM232 255V254H231ZM247 255V254H246ZM250 255V254H249ZM33 256V255H32ZM35 256H36V254H35ZM42 256V255H41ZM215 256V255H214ZM242 256V255H241ZM245 256V255H244ZM37 257V256H36ZM48 257V256H47ZM50 257H52V256H50ZM78 257V256H77ZM227 257V256H226ZM232 257H234V256H232ZM40 258V257H39ZM46 258V257H45ZM49 258V257H48ZM56 258V257H55ZM97 258V257H96ZM218 258H220V257H218ZM231 258V257H230ZM41 259V258H40ZM50 259H52V258H50ZM213 259V258H212ZM235 259V258H234ZM237 259V258H236ZM247 259V258H246ZM246 259H244V260H246ZM249 259V258H248ZM46 260V259H45ZM101 260V259H100ZM226 260H228V258L226 259ZM17 261V260H16ZM38 261H39V259H38ZM82 261V260H81ZM98 261V260H97ZM225 261V260H224ZM231 261H232V258H231ZM230 261V262H231ZM261 261V260H260ZM49 262V261H48ZM98 262H100V261H98ZM97 262V263H98ZM104 262V261H103ZM217 262H219V260L217 261ZM237 262V261H236ZM38 263V262H37ZM40 263V262H39ZM60 263V262H59ZM225 263V262H224ZM229 263V262H228ZM252 263V262H251ZM36 264V263H35ZM66 264V263H65Z\"/></svg>","mask_w":264,"mask_h":264}]
</instances>
